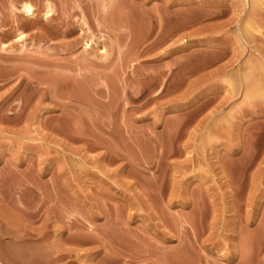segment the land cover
I'll list each match as a JSON object with an SVG mask.
<instances>
[{"label": "rangeland", "instance_id": "374dc122", "mask_svg": "<svg viewBox=\"0 0 264 264\" xmlns=\"http://www.w3.org/2000/svg\"><path fill=\"white\" fill-rule=\"evenodd\" d=\"M0 264H264V0H0Z\"/></svg>", "mask_w": 264, "mask_h": 264}, {"label": "bare ground", "instance_id": "6f19581e", "mask_svg": "<svg viewBox=\"0 0 264 264\" xmlns=\"http://www.w3.org/2000/svg\"><path fill=\"white\" fill-rule=\"evenodd\" d=\"M24 9H25V11H27V12H29L30 11V6H28V5H26L25 7H23ZM48 13L46 12V15H47Z\"/></svg>", "mask_w": 264, "mask_h": 264}]
</instances>
